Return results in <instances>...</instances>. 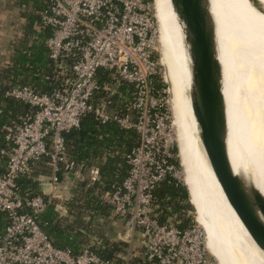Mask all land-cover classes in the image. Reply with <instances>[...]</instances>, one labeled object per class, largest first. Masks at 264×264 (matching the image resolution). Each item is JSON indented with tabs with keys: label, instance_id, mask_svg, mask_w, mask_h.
<instances>
[{
	"label": "built area",
	"instance_id": "1",
	"mask_svg": "<svg viewBox=\"0 0 264 264\" xmlns=\"http://www.w3.org/2000/svg\"><path fill=\"white\" fill-rule=\"evenodd\" d=\"M40 20L50 27L45 41L49 58L60 65L68 60L72 79L51 93L26 85L5 92L33 111L9 130L10 146L0 150V212L7 216L0 234V264H108L87 248L73 254L54 247L36 222L37 213L59 199L69 182L67 174L89 186L98 178L96 167L84 168L64 153L62 132L76 128L85 112L138 134V144L125 154V178L97 196L122 219L142 257L155 264H218L196 222L180 227L174 215L158 219L163 209L155 205L154 187L168 177L181 182L179 167L171 161L176 142L166 89L153 82L158 62L153 56L157 27L152 0H46ZM97 69L109 72L114 87L130 84L122 112L107 111L102 100L93 103ZM41 155L48 156L49 168L36 176L45 177L37 180L41 193L20 194L16 178Z\"/></svg>",
	"mask_w": 264,
	"mask_h": 264
},
{
	"label": "trees",
	"instance_id": "2",
	"mask_svg": "<svg viewBox=\"0 0 264 264\" xmlns=\"http://www.w3.org/2000/svg\"><path fill=\"white\" fill-rule=\"evenodd\" d=\"M7 2L15 9L14 24L18 23L19 33L9 39L6 54L0 62V150L10 146L7 138L9 130L33 111L28 104L5 95L8 89L26 85L37 93H51L66 88L72 79L68 60L60 65L48 55L45 41L50 27L41 24L40 20L46 0ZM95 80L98 88L94 92L93 103L102 100L107 111L122 112L129 99L130 84L119 82L114 87L109 72L104 69L96 70ZM153 82L157 87L161 85L157 77L153 78ZM61 136L65 155L84 168L96 167L98 178L90 186L83 182L72 183L68 196L62 201L66 215L56 210L52 202L46 204L36 215L41 231L54 247L68 249L73 254L87 248L108 264H155L141 254H129L126 260L123 259L119 253L123 252L126 244L120 240H106L101 236L96 244L88 242L87 235L94 232V219L110 214L109 207L97 195L110 190L125 178L128 169L125 154L138 144V134L132 129H120L113 121L101 123L91 112H85L78 126L62 132ZM173 151L176 152V148ZM47 158V155H41L36 160H30L28 171L16 178L20 194L32 196L41 193L36 176L48 173L49 168L45 165ZM171 161L178 167L176 158ZM3 162L4 156L0 155V168ZM152 193L155 205L163 209L158 213L159 221L164 220L166 214L173 213L180 227L192 222L188 212L193 207L182 184L168 177L159 182ZM6 221V214L0 212V234ZM96 227V230L99 229L98 225Z\"/></svg>",
	"mask_w": 264,
	"mask_h": 264
},
{
	"label": "bare ground",
	"instance_id": "3",
	"mask_svg": "<svg viewBox=\"0 0 264 264\" xmlns=\"http://www.w3.org/2000/svg\"><path fill=\"white\" fill-rule=\"evenodd\" d=\"M254 1L210 0L223 70L230 162L243 144L264 151V0ZM152 3L178 163L189 202L196 209L194 221L204 233L205 248L218 264H264V253L261 252V259L237 242L231 231L237 223L236 215L225 200L197 137L187 96V54L181 25L167 0ZM244 167L249 171V166ZM258 171L264 175V169ZM253 183L260 190V185ZM207 212L211 213V220Z\"/></svg>",
	"mask_w": 264,
	"mask_h": 264
},
{
	"label": "water",
	"instance_id": "4",
	"mask_svg": "<svg viewBox=\"0 0 264 264\" xmlns=\"http://www.w3.org/2000/svg\"><path fill=\"white\" fill-rule=\"evenodd\" d=\"M167 3L182 29L187 54V96L197 137L225 200L255 246L264 253V194L253 183L247 168L234 171L229 159L223 70L210 0ZM72 178V174H67V180ZM63 189L68 190V184ZM127 234L128 230L124 237Z\"/></svg>",
	"mask_w": 264,
	"mask_h": 264
},
{
	"label": "crops",
	"instance_id": "5",
	"mask_svg": "<svg viewBox=\"0 0 264 264\" xmlns=\"http://www.w3.org/2000/svg\"><path fill=\"white\" fill-rule=\"evenodd\" d=\"M14 12L15 9L9 5L7 0H0V62L2 61L3 56L6 54L5 47L7 46L9 39L12 38L15 33H19V25H17L18 23L14 24ZM72 183L73 181L69 180V189H64L63 191H61L60 196H58L59 199L55 203H53L56 210H58L63 215H66L67 212L65 207L62 205V201L68 196ZM56 203H58V206L56 205ZM169 214L174 215L173 213ZM92 223H95V225L93 226L94 232H92V234H87L88 242H95L96 244H98L100 242L101 236L105 237L106 240H120L121 242L126 244L123 252L119 253V255H121V257L125 260L128 258L129 254H141L140 246L134 240H130L128 234L126 237H124L125 231L127 229L124 227L122 219L117 216L115 217L111 209L110 214L107 217L99 216L94 219ZM96 225H98L99 227V229L97 230L95 229L97 228Z\"/></svg>",
	"mask_w": 264,
	"mask_h": 264
},
{
	"label": "rangeland",
	"instance_id": "6",
	"mask_svg": "<svg viewBox=\"0 0 264 264\" xmlns=\"http://www.w3.org/2000/svg\"><path fill=\"white\" fill-rule=\"evenodd\" d=\"M159 52H160V46L158 47V43H156L153 56L158 62V65H157L158 69L156 71L157 74H155L156 75L155 77H157V79L159 80V83L165 87L166 96H167L168 103L170 106L169 94L167 90V83L164 77V68L162 64H160L159 62V58L161 59ZM175 148H176V145H175ZM177 154L178 153H177V148H176V155H174V158H176L177 162H179V158L177 157ZM232 159H233V162H231V166L233 167L234 171H237V170L240 171V169H242L244 165L249 166L250 168L249 172H250L252 181L256 182L257 185H260V190L264 194V175L263 174L261 175L258 171L260 169H264V151L254 149L252 147H249L248 145L243 144L241 146L240 152L237 155L235 154ZM178 167H179L178 168L179 180L181 184L184 186L183 181H182L183 179L182 170H181L179 163H178ZM188 201H189V197H188ZM190 206L191 208L193 207L192 205ZM188 215L191 217L192 222L195 223L194 219L196 216V209L194 207L192 208V210L188 212ZM207 216L209 220H211L210 212H207ZM231 231H233V234L235 235L237 242H239L242 246H246L247 248L251 249V251L254 254H257L261 259H263L261 251L255 246V244L251 240L250 236L247 234L246 230L243 228L238 218H237V223L233 226Z\"/></svg>",
	"mask_w": 264,
	"mask_h": 264
}]
</instances>
